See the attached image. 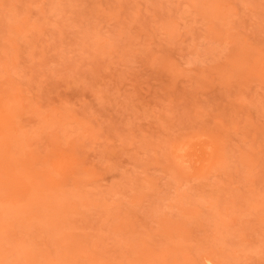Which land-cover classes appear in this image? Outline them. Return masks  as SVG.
<instances>
[{
  "label": "rangeland",
  "instance_id": "rangeland-1",
  "mask_svg": "<svg viewBox=\"0 0 264 264\" xmlns=\"http://www.w3.org/2000/svg\"><path fill=\"white\" fill-rule=\"evenodd\" d=\"M264 264V0H0V264Z\"/></svg>",
  "mask_w": 264,
  "mask_h": 264
},
{
  "label": "bare ground",
  "instance_id": "bare-ground-1",
  "mask_svg": "<svg viewBox=\"0 0 264 264\" xmlns=\"http://www.w3.org/2000/svg\"><path fill=\"white\" fill-rule=\"evenodd\" d=\"M207 264H213L211 260H207Z\"/></svg>",
  "mask_w": 264,
  "mask_h": 264
}]
</instances>
